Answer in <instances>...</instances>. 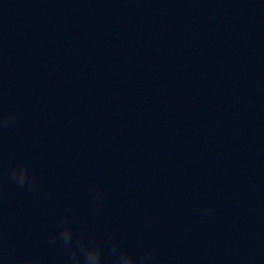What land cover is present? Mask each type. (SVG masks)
Here are the masks:
<instances>
[{"label": "clouds", "instance_id": "9594fccd", "mask_svg": "<svg viewBox=\"0 0 264 264\" xmlns=\"http://www.w3.org/2000/svg\"><path fill=\"white\" fill-rule=\"evenodd\" d=\"M16 113L0 112V130L15 125ZM9 180L20 190L27 191L33 195L39 193V184L30 175L29 166L26 162H19L8 172ZM3 182L0 180V200L3 199ZM94 200L97 205L103 201V193L95 190ZM99 211V207L93 209V214ZM211 208L204 210V215H211ZM70 213L66 212L58 221V230L51 234L48 243L55 246L57 242L62 246L67 258V264H106L104 250L107 248L112 257V264H152L155 253L152 250H145L141 253H134L121 246L120 241L111 236L103 241H98L94 235H85L81 230L79 235L74 233L72 222L69 219ZM17 264H39L38 258L29 254L22 257Z\"/></svg>", "mask_w": 264, "mask_h": 264}]
</instances>
